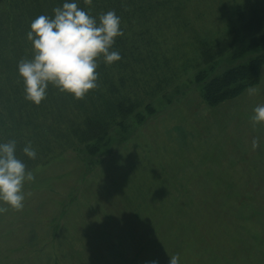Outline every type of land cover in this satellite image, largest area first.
<instances>
[{"label": "rangeland", "instance_id": "rangeland-1", "mask_svg": "<svg viewBox=\"0 0 264 264\" xmlns=\"http://www.w3.org/2000/svg\"><path fill=\"white\" fill-rule=\"evenodd\" d=\"M184 1L183 25L172 11L167 29L150 28L147 51H167L149 64L147 80L168 85L153 113L131 121L129 138L116 130L110 155L70 150L31 170L23 208L0 213V264H264V123L251 120L264 66L258 84L215 107L195 82L209 66L199 42L225 39L235 4L264 0ZM138 60L137 77L149 69ZM228 66L221 58L210 74Z\"/></svg>", "mask_w": 264, "mask_h": 264}, {"label": "trees", "instance_id": "trees-1", "mask_svg": "<svg viewBox=\"0 0 264 264\" xmlns=\"http://www.w3.org/2000/svg\"><path fill=\"white\" fill-rule=\"evenodd\" d=\"M63 2L0 0V143L15 140V155L25 164L26 171L70 150L92 156L102 152L110 155L116 130L123 134L120 142L121 138L129 136L131 121L144 122L147 116L142 113L150 115L154 111L155 94L168 88L162 80H147L155 71L149 64L162 63V56L167 54L164 50L152 57L147 51L152 40L150 28L157 33L167 29L166 15L172 11L169 22L183 25L185 21L179 16L180 11L191 8L184 0H89L87 3L76 0L78 7L97 21L101 13L108 11L119 16L122 34L114 38L111 50L118 52L120 59L106 64L102 54L96 58V87L83 97L75 98L49 84L45 98L37 105L25 99L17 65L33 55L32 43L27 38L31 22L39 15H54L53 9ZM245 8L249 14L245 13ZM234 17L237 24L227 30L225 39L199 42V58L210 68L199 70L195 82L210 107L236 98L260 82L264 66V8L247 7L240 2L234 5ZM241 38L244 44L239 42ZM144 51L147 55L142 57ZM221 58L229 60L230 66L211 75ZM138 59L149 68L139 77L130 65L136 64ZM29 142L36 152L34 159L23 152Z\"/></svg>", "mask_w": 264, "mask_h": 264}, {"label": "clouds", "instance_id": "clouds-1", "mask_svg": "<svg viewBox=\"0 0 264 264\" xmlns=\"http://www.w3.org/2000/svg\"><path fill=\"white\" fill-rule=\"evenodd\" d=\"M53 13L52 16L39 15L31 22L27 38L32 43L33 55L17 65L25 99L37 105L45 98L49 84L75 98L83 97L96 87V58L102 54L106 64L120 59V54L111 50L114 38L122 34L120 18L115 12L101 13L97 21L79 8L76 0H64ZM256 91L250 89L249 94ZM253 112V123H264V104L257 105ZM256 146L254 139L253 147ZM15 148V140L0 143V213L6 210L5 205L22 209L24 183L35 179L15 155ZM23 152L30 158L36 157L31 142ZM169 264H178V258L171 256Z\"/></svg>", "mask_w": 264, "mask_h": 264}]
</instances>
